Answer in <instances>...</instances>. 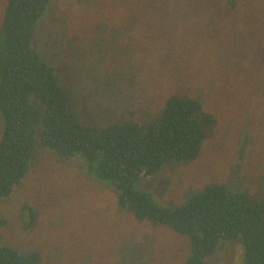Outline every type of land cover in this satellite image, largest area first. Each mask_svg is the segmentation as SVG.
<instances>
[{"label": "rangeland", "instance_id": "1", "mask_svg": "<svg viewBox=\"0 0 264 264\" xmlns=\"http://www.w3.org/2000/svg\"><path fill=\"white\" fill-rule=\"evenodd\" d=\"M232 4L50 0L36 22L39 58L82 122L101 127L124 117L142 124L174 92L214 116L195 158L168 161L151 178L148 189L162 203L181 204L204 184L228 179L264 199V0ZM5 5L0 0V25ZM105 19L118 29L98 31ZM230 44L237 54L227 53ZM37 137L25 175L0 199L2 242L37 254V264H186L185 235L137 220L80 154L60 155ZM204 264H244L241 242H219Z\"/></svg>", "mask_w": 264, "mask_h": 264}, {"label": "trees", "instance_id": "2", "mask_svg": "<svg viewBox=\"0 0 264 264\" xmlns=\"http://www.w3.org/2000/svg\"><path fill=\"white\" fill-rule=\"evenodd\" d=\"M226 2L234 5L233 0ZM49 3L6 0L0 25V121L4 123L0 199L25 175L39 136L44 146L60 155L80 154L87 170L116 191L118 206L132 211L137 220L147 219L185 235L190 252L186 264H204L218 243L226 240L241 242L244 264H264V199L258 195L229 179L204 184L181 204L162 203L149 190L151 178L166 162L198 155L215 124L214 116L202 109L198 99L174 92L165 97L157 117L149 115L142 124L124 117L101 127L82 122L69 103L70 94L52 67L39 58L33 41L36 22ZM107 21L99 23L98 31L118 29ZM152 31L149 39L154 43L158 31ZM235 52L230 44L227 53ZM3 224L0 216V264H37V254L22 255L2 242Z\"/></svg>", "mask_w": 264, "mask_h": 264}]
</instances>
